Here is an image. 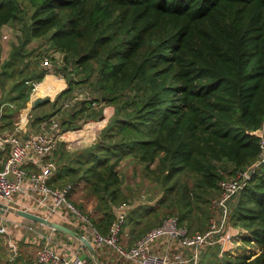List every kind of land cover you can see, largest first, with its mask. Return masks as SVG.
I'll use <instances>...</instances> for the list:
<instances>
[{
	"label": "trees",
	"instance_id": "16d2710c",
	"mask_svg": "<svg viewBox=\"0 0 264 264\" xmlns=\"http://www.w3.org/2000/svg\"><path fill=\"white\" fill-rule=\"evenodd\" d=\"M20 21V46L0 55L3 127L17 125L32 81L50 73L42 60L58 61L52 52L62 55L66 86L32 105V127L53 115L37 111L83 83L90 95L70 118L91 115L97 101L113 108L93 143L73 154L62 144L52 186L70 183L71 202L107 234L114 206L127 202L117 165L139 162L162 194L128 211L135 241L167 216L189 233L204 231L224 171L233 177L259 160L230 208L232 224L247 230L242 240L259 252L204 253L198 264H264V0H0V26ZM0 264L46 263L24 252Z\"/></svg>",
	"mask_w": 264,
	"mask_h": 264
},
{
	"label": "built area",
	"instance_id": "2783aa9c",
	"mask_svg": "<svg viewBox=\"0 0 264 264\" xmlns=\"http://www.w3.org/2000/svg\"><path fill=\"white\" fill-rule=\"evenodd\" d=\"M42 64L50 69V73L54 71L49 57L45 56ZM42 81H32L33 87L25 111H29L32 107L37 85ZM20 113L21 110L18 112L17 125L13 128H5L2 126L3 105L0 106V201L38 214H40L38 210L45 211V217L50 220H52L51 216L60 215L62 218L80 223L84 225L85 236L97 245L113 248L119 258L129 264H198L203 254L214 246H218L220 256L228 250L233 254L234 248L226 249V243L235 236L239 237L247 232L246 229L239 228L235 234H232L228 229L229 201L243 188L248 177L243 171L238 172L233 178H224L220 181V193L212 200L215 211L204 231L189 233L187 228L178 225L176 217L167 216L160 225L146 231L130 246L124 247L120 243V234L126 222L124 211L117 213L107 234H102L68 199L72 189L70 183L63 186L50 184L49 181L57 167L53 156L59 138L65 134L57 118L51 116L43 119L37 127H32L27 118L25 122H20ZM70 209L72 215L69 213ZM7 213L0 210V236L2 243L11 252L9 258L17 255V245L21 240V238L10 239V230L20 228L26 240H37L39 237V241H42L36 250L38 262L91 264L80 255L79 251L71 254L58 252L53 246L54 233L40 232L38 227L29 224L26 218L22 217L19 220L10 218ZM50 228L51 231L56 230ZM34 233L35 236H31Z\"/></svg>",
	"mask_w": 264,
	"mask_h": 264
},
{
	"label": "rangeland",
	"instance_id": "374dc122",
	"mask_svg": "<svg viewBox=\"0 0 264 264\" xmlns=\"http://www.w3.org/2000/svg\"><path fill=\"white\" fill-rule=\"evenodd\" d=\"M23 3H25L27 0H21ZM25 1V2H24ZM21 21L20 22H11L8 24H4L0 26V55H1V60H6L9 59L11 53L13 52L16 47H19V35H21ZM38 41L34 40L33 42L29 43L27 46L28 47H34L38 46ZM43 48H46L47 45H43ZM54 55L57 57V62L54 60L52 61L53 66H54V71L52 72L54 75H47L44 84V88L37 89L36 93L38 94H50V98H55V95L57 91H60L66 86V80L65 77L61 75V72L59 70V65L63 62L62 60V55L57 53V52H52ZM29 56L26 57L25 60L28 59ZM20 63V62H19ZM23 63V62H21ZM24 63L21 65L23 66ZM58 66V67H57ZM57 68V69H56ZM56 69V71H55ZM71 75L75 76L76 69L74 71H70ZM77 73V72H76ZM78 74H76L77 76ZM59 76V77H58ZM21 76L19 74L15 75L10 79H7V89L10 88V84L12 82H15L16 79L20 78ZM65 80V83L63 87L61 85L63 84V79ZM61 87V88H60ZM60 88V89H59ZM42 89V90H41ZM1 92V90H0ZM54 93V94H53ZM90 95V88L86 84H79L78 87L74 90L73 96H68L66 99L62 98L59 99L56 103V105H51V104H46L43 108L40 109V111H37L38 113H53L52 116L57 118V120L62 124V128L64 130L65 134H62V136L58 140V147L54 153L53 159L55 160L56 166L60 164V158H61V148L62 144L64 145L63 151H67L68 153H74L75 151L84 148L85 146H88L89 144L93 143L99 135V132L101 129L107 124V122L110 120V116L112 113V106L105 105L104 110H101L102 104L100 102H95L92 110L93 113L91 115H87V113H83L82 115L70 118L69 114L72 112L74 107L79 106L78 102H80L82 99H84L85 96ZM28 106V104H27ZM27 106L25 108H27ZM25 108L21 109L20 113V122H25L26 118L28 119V114L29 111H25ZM29 108V107H28ZM31 109V107H30ZM29 109V110H30ZM18 116V114H17ZM66 118L70 122L68 124H64L62 120ZM19 121V117H18ZM257 134H262L263 129H258L255 131ZM64 160V159H63ZM117 170L121 176L122 179V185L121 188L124 192V194L127 197V202L122 203L121 205H116L114 206L115 213L117 214L119 211H124L126 213V222H127V214L128 211L131 208L134 207H139L142 204L145 203H154L156 201V198L159 197L162 194V189L159 187H156L154 183H152L145 175H144V170L143 166L130 158L122 160L118 165H117ZM225 177L226 178H233L235 176H228V173L224 171ZM68 184V183H67ZM77 193L73 192L72 195L75 196ZM153 194L156 197L153 200H149V195ZM237 193H235L230 201V208L236 203L237 200ZM219 193L215 196L217 197ZM214 197V198H215ZM69 197L68 199L71 201ZM82 199H79L78 201H81ZM85 205H87L86 209H91L92 204L87 203L86 200L82 201ZM76 208L80 210V212L87 216L88 215L85 213L84 207L79 208L77 205H74ZM213 206V204H212ZM71 210V209H70ZM69 213L72 215V210ZM215 211V208L213 209L212 213ZM40 214L43 216H46L45 211L40 212ZM10 218L14 219H20L22 218L19 215H16L14 213L8 212L7 213ZM24 218V217H23ZM51 218H54L51 216ZM26 221L29 224H33L36 227H38L40 232H46V225L42 224L40 222H37L32 219H27ZM61 222L64 221V224L72 225L73 226L75 222L70 223L68 221H65V219H61ZM125 222V223H126ZM209 225V221L207 222ZM228 229L231 231L232 234H235L240 227L239 226H234L232 224V221L230 219V214H229V221H228ZM48 226V225H47ZM125 226V227H124ZM129 224H124L123 229L120 234V243L125 247V246H130L134 242V238H132L131 234L129 233L130 230ZM50 227V226H49ZM208 227V226H207ZM37 229V230H38ZM243 229V228H240ZM245 229V228H244ZM25 231V230H24ZM27 234V232H25ZM31 236H35V233L32 234ZM10 239L18 240L19 238H22L23 240H26V236L24 235L23 230L20 228H16L14 230H10ZM2 240L0 236V241ZM6 240V237H5ZM40 238L38 237L37 240L33 239L31 241H28L30 243H25L21 242L20 243L23 245L26 254L30 256L31 260H37L36 259V250L39 247V244L42 243V241H39ZM53 245H54V240H53ZM109 247V246H108ZM111 248V247H110ZM234 248V253L233 254H251V257L255 256L259 252V246H257L255 243L250 242L246 243L242 240L241 236H235L234 239H232L230 242L226 243V249ZM218 253V247L214 246L209 248L205 254V257H211L212 254ZM230 255L229 250L228 252L224 253V255ZM232 254V253H231ZM16 257H11L10 259L13 260ZM104 264H120L119 261L116 259L114 261H109L107 259L103 260ZM125 261V260H124ZM123 264H126L125 262Z\"/></svg>",
	"mask_w": 264,
	"mask_h": 264
},
{
	"label": "crops",
	"instance_id": "0c3cea01",
	"mask_svg": "<svg viewBox=\"0 0 264 264\" xmlns=\"http://www.w3.org/2000/svg\"><path fill=\"white\" fill-rule=\"evenodd\" d=\"M47 75L57 76V75H54L53 73H50V74H46L45 77H44V79L46 78ZM64 83H65V80L63 79V84L61 85V87H63ZM46 95H50V94H39V93L37 94L36 93L35 98L36 97H39V96L40 97H43V96H46ZM53 217L54 218H52V220L58 221V222H61L60 221L61 219H63V220L65 219V221H68L70 223H73L74 222L73 220H70V219L68 220L66 218H62L60 215H54ZM18 220H19V218H18ZM61 223L64 224V221L61 222ZM73 224H74L73 226H75V228L72 227V225H68V224H66V225L69 226V227H71V228H73L75 231H77L80 234H83V235L86 234L84 225H82L80 223H73ZM47 231L54 233V237H53L54 245L53 246L60 253H63V254H71V253H74L76 251H79L80 255L85 260H87L88 262H90L91 264H95L97 262L100 263V264H104V261L103 260H105V259H107L109 261H114L116 259V261L118 260L120 264H123L124 262L126 264H129L126 261H124L123 259H120L119 256H118V254L116 253V251L113 250V248H110L108 246L97 245L94 241H92L89 238L90 241L92 242L93 246H94L95 253H96V258L98 260V261H95L94 256L90 253V251L86 248V246L76 236H74L72 234H69L67 232H64L62 230H58V229L51 231V228L46 225V232ZM20 241L21 242L23 241L25 243H30L27 240L26 241L23 240L22 238H21ZM20 241L18 242L17 250H16V253H17L18 256H20L22 253L26 252L25 249H24V247H23V245L20 243ZM10 254H11V252H9V248L7 246H5L4 243H2V240H1L0 241V259H9V260H11L9 258V255ZM16 256H14V257H16ZM88 258H90V261L88 260Z\"/></svg>",
	"mask_w": 264,
	"mask_h": 264
},
{
	"label": "water",
	"instance_id": "95a60500",
	"mask_svg": "<svg viewBox=\"0 0 264 264\" xmlns=\"http://www.w3.org/2000/svg\"><path fill=\"white\" fill-rule=\"evenodd\" d=\"M50 99V95H46L43 97H36L33 100V106H36L42 102H45L46 100ZM259 163V160L255 161L254 163H252L245 171V173L250 176L254 170V167ZM0 210L1 211H7V212H11L14 213L16 215H19L21 217L27 218V219H32L35 220L37 222H40L42 224L48 225L50 227H53L55 229L58 230H62L64 232H67L69 234H72L74 236H76L85 246L86 248L90 251V253L94 256L95 261H98L96 258V253H95V249L94 246L92 244V242L90 241V239L83 235L78 233L77 231H75L73 228L67 226L66 224H63L61 222L58 221H54V220H50L49 218L40 215L38 213H34L32 211L8 204L6 202L0 201Z\"/></svg>",
	"mask_w": 264,
	"mask_h": 264
},
{
	"label": "bare ground",
	"instance_id": "6f19581e",
	"mask_svg": "<svg viewBox=\"0 0 264 264\" xmlns=\"http://www.w3.org/2000/svg\"><path fill=\"white\" fill-rule=\"evenodd\" d=\"M44 84H45V80H43L42 82H40V83L37 85L36 91H37V89H40V88L44 87Z\"/></svg>",
	"mask_w": 264,
	"mask_h": 264
}]
</instances>
